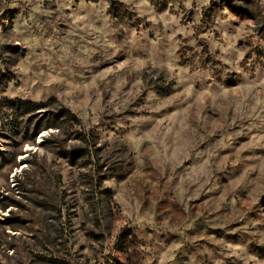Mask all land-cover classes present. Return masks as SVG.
<instances>
[{
    "label": "rangeland",
    "instance_id": "374dc122",
    "mask_svg": "<svg viewBox=\"0 0 264 264\" xmlns=\"http://www.w3.org/2000/svg\"><path fill=\"white\" fill-rule=\"evenodd\" d=\"M0 264H264V0H0Z\"/></svg>",
    "mask_w": 264,
    "mask_h": 264
},
{
    "label": "trees",
    "instance_id": "16d2710c",
    "mask_svg": "<svg viewBox=\"0 0 264 264\" xmlns=\"http://www.w3.org/2000/svg\"><path fill=\"white\" fill-rule=\"evenodd\" d=\"M20 104L25 105V106H29V102H27V101H20Z\"/></svg>",
    "mask_w": 264,
    "mask_h": 264
}]
</instances>
